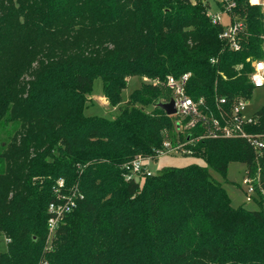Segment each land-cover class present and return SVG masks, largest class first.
<instances>
[{"label":"trees","instance_id":"16d2710c","mask_svg":"<svg viewBox=\"0 0 264 264\" xmlns=\"http://www.w3.org/2000/svg\"><path fill=\"white\" fill-rule=\"evenodd\" d=\"M235 1L246 24L238 52L219 38L208 0H0V125L17 126L7 142L0 135V264H264V209L235 207L206 167L138 184L123 168L174 135V117L156 107L173 97L168 76L191 73L187 94L212 111L217 97L253 98L264 16ZM136 77L151 82L122 105ZM96 79L114 118L85 114ZM256 119L248 131L264 130V106ZM191 148L224 178L232 162L258 168L244 140ZM260 166L264 178V156ZM61 179L84 199L45 251Z\"/></svg>","mask_w":264,"mask_h":264},{"label":"built area","instance_id":"2783aa9c","mask_svg":"<svg viewBox=\"0 0 264 264\" xmlns=\"http://www.w3.org/2000/svg\"><path fill=\"white\" fill-rule=\"evenodd\" d=\"M216 6L209 12L214 24L223 26L219 38L232 51H241V39L246 29L245 21L240 19L234 11L237 8L235 0H211ZM252 5L260 6L264 16V0H251ZM213 7V5H212ZM227 18V22L224 19ZM264 19V18H263ZM264 31V30H263ZM264 45V34L262 36ZM214 59L212 63H214ZM252 71L248 75L254 89L264 88V58L251 61ZM243 66L238 69L241 70ZM191 77V73L183 74L179 78L167 77V87L173 96L170 100L175 101L177 114L174 115L175 132L173 136H168L164 140L162 148L156 151L153 157H141L124 165L127 179H137L140 181L146 177H152L149 165L153 160L169 155H193L191 146H196L201 140L216 139H240L248 142L254 149L258 168L255 172L246 167L243 185L246 188L245 202L253 204L257 208L264 209V178L260 166V160L264 156V130L262 132L248 131V128H258L260 125L256 119V113L246 114V107L249 99L238 98L228 101L225 97H217L215 110L212 111L204 98L195 101L186 92V88ZM144 81L149 83L147 78ZM158 84V82H155ZM168 100V102L170 101ZM167 102V103H168ZM202 129L198 136H192V131ZM54 193L56 200L48 206V240L53 243L56 232L64 219L76 210L78 203L84 199V195L78 188L67 189L65 181L61 179ZM51 249V247L49 248Z\"/></svg>","mask_w":264,"mask_h":264},{"label":"rangeland","instance_id":"374dc122","mask_svg":"<svg viewBox=\"0 0 264 264\" xmlns=\"http://www.w3.org/2000/svg\"><path fill=\"white\" fill-rule=\"evenodd\" d=\"M208 1H210V4L213 5L212 9L216 11L217 8L213 4V2L211 0ZM224 22H227V18L224 19ZM262 47L264 51V45H262ZM148 81L151 82L150 80ZM94 82L95 83H94L93 91L88 97L91 100L89 101L88 108L85 110V114L89 117L100 116L104 118L105 117L114 118L117 115H119V110L117 108L111 107L108 100L105 99L104 102V98H103L104 83L100 79H96ZM142 82H146V81L138 77L130 78L128 80V86L122 92V97H123L122 105H125L129 101L130 99L129 96L131 95V93L136 91V89L140 88ZM253 94H254L253 98L249 100L248 105L246 107L247 115H253L254 113L260 111L262 106H264V88L254 90ZM153 108L154 106L149 107L148 109H146V111L150 112L153 110ZM16 128L17 126H15L14 124L11 125L1 124L0 125L1 140L3 142H7L9 138L12 137V135L15 133L14 131ZM189 165H199L206 167L209 171V174H211L212 178L216 182L222 184V186L227 190L231 202L235 207L243 206L251 210L257 209L255 205L250 203L247 204L245 202L246 188L243 185V181L246 174L245 173L246 167L241 163L232 162V164H230L228 168V172H227L228 176L226 178H224L219 173L209 168L203 158H198L193 155L162 156L156 160H153V162H151L149 165V169L152 175H157L164 168H169V167L184 168L185 166H189ZM0 244H1V249L5 250L7 245V240L5 238H0ZM54 244L55 243L54 242L51 243L47 237L45 251L50 250L49 249L50 247L52 249L54 247Z\"/></svg>","mask_w":264,"mask_h":264},{"label":"water","instance_id":"95a60500","mask_svg":"<svg viewBox=\"0 0 264 264\" xmlns=\"http://www.w3.org/2000/svg\"><path fill=\"white\" fill-rule=\"evenodd\" d=\"M157 108L162 110L163 112L166 113L168 116H174L177 114L176 108H175V101L172 99L168 103L167 102H160L156 105ZM140 182V178L138 177L136 179V183L138 184Z\"/></svg>","mask_w":264,"mask_h":264},{"label":"crops","instance_id":"0c3cea01","mask_svg":"<svg viewBox=\"0 0 264 264\" xmlns=\"http://www.w3.org/2000/svg\"><path fill=\"white\" fill-rule=\"evenodd\" d=\"M104 98V97H103ZM105 99L107 100V98H104V102H105ZM103 102V101H102ZM102 104H104V103H102Z\"/></svg>","mask_w":264,"mask_h":264}]
</instances>
